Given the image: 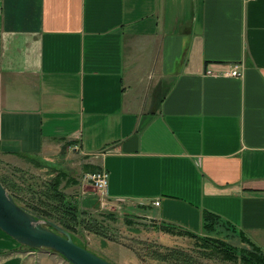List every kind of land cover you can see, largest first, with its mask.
<instances>
[{
	"label": "crops",
	"instance_id": "1",
	"mask_svg": "<svg viewBox=\"0 0 264 264\" xmlns=\"http://www.w3.org/2000/svg\"><path fill=\"white\" fill-rule=\"evenodd\" d=\"M73 155L114 203L198 233L212 211L264 249V0H0V163L100 209ZM21 244L0 228V264L61 263Z\"/></svg>",
	"mask_w": 264,
	"mask_h": 264
},
{
	"label": "rangeland",
	"instance_id": "2",
	"mask_svg": "<svg viewBox=\"0 0 264 264\" xmlns=\"http://www.w3.org/2000/svg\"><path fill=\"white\" fill-rule=\"evenodd\" d=\"M82 164V160L76 155H73L69 159V165L72 170L71 174L80 178L79 180L93 189L94 195L97 197L100 204V209H97L94 205H87L80 201L78 197L81 196L83 189L82 185L70 192H66L68 196L70 195V206L65 205V207H63V202L55 203L54 200L42 195L41 191L47 190V173L39 172L34 163L22 167L12 164L3 165V163H0V177L4 179L8 185L10 189V191H8L14 193L21 204H25L28 200L32 205L36 204L39 206L43 204L39 199L42 198L43 201L46 200L54 205H59V210L50 208V211H48L52 212L53 216L51 218H38L44 224L48 221H52L69 231L67 221L69 220L70 222L73 220L64 213V208H67V210L71 212H79L80 218L77 219V222L74 220L72 223L76 226V234L71 233L73 239L80 245L87 247L89 250L113 264H159L155 260L153 261L149 256L150 242L160 244L161 242H165L166 244H172L187 250H196L194 240L189 237L168 238L166 236H160L161 239H159V231L156 223L150 220L144 210L137 206L120 204L121 207H119L118 210L114 208H101L99 192L94 187L89 175L85 177L81 176ZM93 172L95 171L89 173ZM31 187L35 188V192L31 190ZM225 232L228 234V240L233 244L249 246L241 243L238 236H235L232 231ZM21 246L29 248L24 244H21ZM195 253L198 252L196 251ZM57 256L60 259V264H72L60 253H57Z\"/></svg>",
	"mask_w": 264,
	"mask_h": 264
},
{
	"label": "trees",
	"instance_id": "3",
	"mask_svg": "<svg viewBox=\"0 0 264 264\" xmlns=\"http://www.w3.org/2000/svg\"><path fill=\"white\" fill-rule=\"evenodd\" d=\"M100 169V167L94 166L88 171L91 172ZM66 176V172H59L54 178L46 181L47 190L41 191L42 195L54 200L55 203L63 202V207L65 205L70 206L71 203L68 194L60 187L63 177ZM0 180L7 190L10 191L4 179L0 177ZM31 190L35 192V188L31 187ZM11 194L19 203L16 195L12 192ZM39 199L42 201L43 206L32 205L28 200L25 204H19L26 210L33 212L37 218H51L53 216L52 212H48L50 208L58 210L60 208L59 205H54L50 201L47 202L46 200L43 201L42 198ZM64 210V213L73 221L75 220L77 222V219L80 218L79 212H71L67 208H64ZM73 221H67L68 229L70 233L76 234V226L72 224ZM156 226L162 235L168 238L189 237L194 240V245L196 246V250L194 251L172 244H166L165 242H161V240V244L150 242L149 256L159 264H264V249L254 242L242 229H239L229 220L224 219L215 212L208 210L203 212V231L201 233L182 228L169 222L156 223ZM225 231H232L235 236H238L241 243L249 246L233 244L228 240V234ZM28 247L35 249L30 246ZM196 251L198 253H195Z\"/></svg>",
	"mask_w": 264,
	"mask_h": 264
},
{
	"label": "water",
	"instance_id": "4",
	"mask_svg": "<svg viewBox=\"0 0 264 264\" xmlns=\"http://www.w3.org/2000/svg\"><path fill=\"white\" fill-rule=\"evenodd\" d=\"M0 228L18 242L60 253L72 264H113L77 243L69 231L55 222L42 223L17 203L1 180Z\"/></svg>",
	"mask_w": 264,
	"mask_h": 264
},
{
	"label": "built area",
	"instance_id": "5",
	"mask_svg": "<svg viewBox=\"0 0 264 264\" xmlns=\"http://www.w3.org/2000/svg\"><path fill=\"white\" fill-rule=\"evenodd\" d=\"M242 64L236 63L230 67L228 71H226L225 74L234 75V76H241L243 74V70L241 67ZM207 73L215 74V72L211 69L207 70ZM90 180L92 181L94 187L98 190L100 199H101V208H114L115 210H118L120 204L114 203L109 198L108 194V179L109 174L108 171L104 168L95 171L93 173L89 174ZM156 203H159V201H156Z\"/></svg>",
	"mask_w": 264,
	"mask_h": 264
}]
</instances>
